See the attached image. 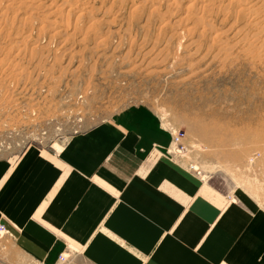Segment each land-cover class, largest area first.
Instances as JSON below:
<instances>
[{"label": "rangeland", "instance_id": "rangeland-1", "mask_svg": "<svg viewBox=\"0 0 264 264\" xmlns=\"http://www.w3.org/2000/svg\"><path fill=\"white\" fill-rule=\"evenodd\" d=\"M137 105L184 134L176 157L205 182L264 210V0H0V159ZM0 264L40 263L0 233Z\"/></svg>", "mask_w": 264, "mask_h": 264}, {"label": "crops", "instance_id": "crops-1", "mask_svg": "<svg viewBox=\"0 0 264 264\" xmlns=\"http://www.w3.org/2000/svg\"><path fill=\"white\" fill-rule=\"evenodd\" d=\"M173 133L144 105L58 151L0 159V225L40 264H264V210L169 155Z\"/></svg>", "mask_w": 264, "mask_h": 264}, {"label": "built area", "instance_id": "built-area-1", "mask_svg": "<svg viewBox=\"0 0 264 264\" xmlns=\"http://www.w3.org/2000/svg\"><path fill=\"white\" fill-rule=\"evenodd\" d=\"M184 138V134H177L173 137L172 146L170 149L167 150V153L169 155L173 156H182V154L187 153V148L182 143V140ZM0 233L8 234V231L4 225H0ZM65 257H61L62 260H64Z\"/></svg>", "mask_w": 264, "mask_h": 264}]
</instances>
